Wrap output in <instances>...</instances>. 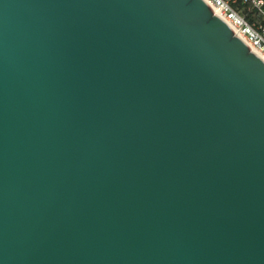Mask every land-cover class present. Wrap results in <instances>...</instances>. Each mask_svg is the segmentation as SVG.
Masks as SVG:
<instances>
[{
	"label": "water",
	"instance_id": "obj_1",
	"mask_svg": "<svg viewBox=\"0 0 264 264\" xmlns=\"http://www.w3.org/2000/svg\"><path fill=\"white\" fill-rule=\"evenodd\" d=\"M0 264H264V60L205 0H0Z\"/></svg>",
	"mask_w": 264,
	"mask_h": 264
},
{
	"label": "built area",
	"instance_id": "obj_2",
	"mask_svg": "<svg viewBox=\"0 0 264 264\" xmlns=\"http://www.w3.org/2000/svg\"><path fill=\"white\" fill-rule=\"evenodd\" d=\"M249 48L264 60V0H205Z\"/></svg>",
	"mask_w": 264,
	"mask_h": 264
},
{
	"label": "bare ground",
	"instance_id": "obj_3",
	"mask_svg": "<svg viewBox=\"0 0 264 264\" xmlns=\"http://www.w3.org/2000/svg\"><path fill=\"white\" fill-rule=\"evenodd\" d=\"M209 5H210V4H209ZM210 7H211V9L213 10L214 13H216L217 15L220 16L218 10H217L214 6L211 5ZM250 49L253 50L255 53L258 54V52H257L254 48H250ZM258 55L261 56V54H258ZM261 57H262V56H261Z\"/></svg>",
	"mask_w": 264,
	"mask_h": 264
}]
</instances>
